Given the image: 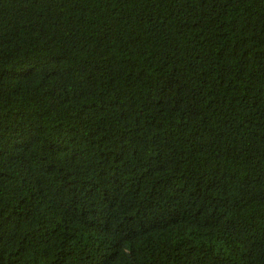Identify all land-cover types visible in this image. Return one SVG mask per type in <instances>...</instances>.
I'll use <instances>...</instances> for the list:
<instances>
[{
	"label": "trees",
	"instance_id": "1",
	"mask_svg": "<svg viewBox=\"0 0 264 264\" xmlns=\"http://www.w3.org/2000/svg\"><path fill=\"white\" fill-rule=\"evenodd\" d=\"M0 264H264V0H0Z\"/></svg>",
	"mask_w": 264,
	"mask_h": 264
}]
</instances>
